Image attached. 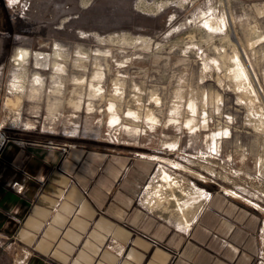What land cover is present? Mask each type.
<instances>
[{
  "label": "rangeland",
  "instance_id": "obj_1",
  "mask_svg": "<svg viewBox=\"0 0 264 264\" xmlns=\"http://www.w3.org/2000/svg\"><path fill=\"white\" fill-rule=\"evenodd\" d=\"M15 9L41 21L10 28L0 4V133L185 161L264 212V0H30ZM20 47L32 52L23 65ZM162 206L178 222L174 202Z\"/></svg>",
  "mask_w": 264,
  "mask_h": 264
},
{
  "label": "crops",
  "instance_id": "obj_2",
  "mask_svg": "<svg viewBox=\"0 0 264 264\" xmlns=\"http://www.w3.org/2000/svg\"><path fill=\"white\" fill-rule=\"evenodd\" d=\"M163 169L197 201L188 225L145 201ZM208 180L170 157L0 133V264H264V212Z\"/></svg>",
  "mask_w": 264,
  "mask_h": 264
},
{
  "label": "bare ground",
  "instance_id": "obj_3",
  "mask_svg": "<svg viewBox=\"0 0 264 264\" xmlns=\"http://www.w3.org/2000/svg\"><path fill=\"white\" fill-rule=\"evenodd\" d=\"M161 6H159V7H161ZM204 19H205L204 20V24L206 26H208L209 28H214L215 27V22H214L213 18L204 16ZM217 24L221 25V27L222 26L223 27L226 26V22H225L224 19L220 20L219 23H217ZM58 50L59 51H56L55 53L59 54V58H60V55H61L62 52L60 51V49H58ZM34 56L37 58V62H41V59H39V58H43V57L45 58L44 53L41 52V51L35 52ZM29 58H32V52L27 47H20L18 49L16 55H15V60H17L16 64H18V65H20V64L23 65L24 63H26L28 61ZM54 63H55V61H54ZM61 64L62 63L57 62L54 65H58L60 67L61 71H63V67H62ZM40 65H41V63H40ZM59 73H60V71H59ZM97 73L98 74H102L101 71H97ZM239 73L241 75L245 76V77L247 76L246 70H245V68L242 65H241V67L239 69ZM60 74H62V73H60ZM14 77H15L14 81L12 82L13 87L15 88V90H19V91L22 90L21 87H23L24 85H23L22 80L19 79L20 75L19 74L17 75L15 73ZM100 79H101V75H99V80ZM90 86L91 87H95L92 82H90ZM93 90L97 91V92H101L98 87L94 88ZM16 94H19V93H16ZM90 95L95 96V93H92ZM20 100H21V95H16V100H13L12 98L9 97L7 99L6 104L8 106H13V105L16 106V105H18L21 102ZM70 100H73V99L71 98ZM73 104H77V102L73 101ZM88 107L89 108L92 107V103L91 102L88 103ZM115 108L116 107H115L114 103L110 102L109 109L111 111H114ZM17 119H18V117L16 118V120ZM118 119H119V117L117 116V114L113 112L111 117H110V121L112 123H114V122L118 121ZM125 128L129 129L130 131H134V132L138 130L137 127H130L128 125H126ZM153 182H154L153 184H149L147 186L146 191H151V192H148L146 194V197H145L146 203L151 206V204L153 202H155V200L157 201V203H162V204H165V205L166 204L168 205L170 202H174V205L176 206L175 209L180 213V214H178L179 216H177L178 223L185 222V224L188 225L190 218H189V216L187 217V215H188V213H189V211L191 209H194L196 207V204H197V203H195L193 201L189 202L188 199L186 201V199L184 198L185 196L187 198V196H191V195H189V193H187L186 190H184L182 188L181 183H179L178 180L174 179V177L171 176L164 169L161 170V171H158V173L155 176V180ZM169 189H170V191H169ZM166 191L168 193H166ZM176 191H178L179 193L177 194ZM180 192H181V194H180ZM153 194H154V196H153ZM201 194H202L201 190L199 188H197V191L193 190L192 198L194 199V197H193L194 195L197 196V197L200 196V198H201ZM195 213L196 212H194V214H193V210H191V216L190 217H194Z\"/></svg>",
  "mask_w": 264,
  "mask_h": 264
},
{
  "label": "flooded vegetation",
  "instance_id": "obj_4",
  "mask_svg": "<svg viewBox=\"0 0 264 264\" xmlns=\"http://www.w3.org/2000/svg\"><path fill=\"white\" fill-rule=\"evenodd\" d=\"M0 4L5 9V13L7 15V18L5 19H7L10 28H37L39 22L41 21L39 18L26 16L24 11H20L21 13L16 11V7H23L27 9L29 7L30 0H0ZM0 20H2L1 16ZM0 23L3 22L0 21ZM4 25L6 26V24Z\"/></svg>",
  "mask_w": 264,
  "mask_h": 264
}]
</instances>
